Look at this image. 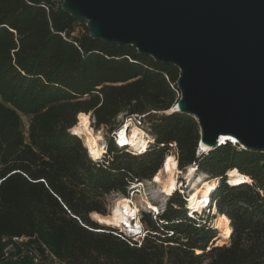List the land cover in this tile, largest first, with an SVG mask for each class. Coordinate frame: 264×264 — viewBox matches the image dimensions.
<instances>
[{
  "label": "trees",
  "instance_id": "obj_1",
  "mask_svg": "<svg viewBox=\"0 0 264 264\" xmlns=\"http://www.w3.org/2000/svg\"><path fill=\"white\" fill-rule=\"evenodd\" d=\"M60 3L0 0V264H33L3 259L20 237L66 264H264V153L226 143L196 156L195 119L167 113L179 100L178 69L91 39ZM80 113L109 131L118 116L144 115L154 145L131 155L107 140L96 163L70 131ZM172 143L180 170L196 164L220 179L212 199L230 220L227 244L212 243L213 217H187L179 194L159 217L142 215L139 245L90 219L106 215L107 195L158 173ZM230 171L251 182L229 186Z\"/></svg>",
  "mask_w": 264,
  "mask_h": 264
},
{
  "label": "water",
  "instance_id": "obj_2",
  "mask_svg": "<svg viewBox=\"0 0 264 264\" xmlns=\"http://www.w3.org/2000/svg\"><path fill=\"white\" fill-rule=\"evenodd\" d=\"M60 7L91 39L178 69L173 113L197 122V149L230 138L264 153V0H61Z\"/></svg>",
  "mask_w": 264,
  "mask_h": 264
},
{
  "label": "bare ground",
  "instance_id": "obj_3",
  "mask_svg": "<svg viewBox=\"0 0 264 264\" xmlns=\"http://www.w3.org/2000/svg\"><path fill=\"white\" fill-rule=\"evenodd\" d=\"M177 111L176 107L173 106L167 113L170 114ZM81 117H85L86 119L82 121ZM89 117L90 116L87 114L80 113L77 117V124L73 127L75 132L72 133L78 135L82 139L84 147L89 150L95 160H98L103 154L105 141L100 131L92 129ZM121 132L124 134L123 140L121 141L124 145H129L132 149H139L141 151L146 148L147 136H145L144 131L139 127L132 125L130 126V131L123 129ZM134 132L135 139H133ZM226 140H230L232 144L236 143L235 140L230 138H220V146L226 143ZM209 150H211V148L204 145H200L198 148L199 153ZM231 173L235 174L231 175ZM152 178L153 180L151 179V183L155 187L150 190L151 198L147 190L143 189L144 185L141 184L140 186L134 184L132 189H138L136 190V192H138L136 197L137 203L133 199L125 196L119 197L109 208L108 214L104 216H92L91 219L99 225L119 227L125 229L126 232L131 235H136L139 233L140 226L138 223H136L135 226L130 224V217L135 215L139 204L144 205L147 209L158 210L159 207L155 202L161 200V202L164 203L168 194L173 195L178 187L181 188L184 185L185 189H189L187 193L189 208L193 211H201L203 207H206L205 205L209 196L212 191L216 189L218 182L216 179L196 174L195 169L191 166L187 167L184 171H176V164L170 158L167 159L165 165ZM180 179L183 180L182 184H179ZM226 179L228 180V185L232 187L251 182L249 177L237 171L227 172ZM234 181L239 182L234 183ZM132 197H134V194ZM213 215L212 225L218 233L215 245H223L229 241L231 234L230 220L223 214L213 212ZM223 220L227 221L226 225L222 222ZM196 253H200V251Z\"/></svg>",
  "mask_w": 264,
  "mask_h": 264
},
{
  "label": "built area",
  "instance_id": "obj_4",
  "mask_svg": "<svg viewBox=\"0 0 264 264\" xmlns=\"http://www.w3.org/2000/svg\"><path fill=\"white\" fill-rule=\"evenodd\" d=\"M122 116L124 117L123 123L120 124L119 127L115 126L112 130H110V133H109V136H108V140L112 141L117 148L121 149L122 151H124V152H126L128 154L141 155V154L146 153L154 145L155 138L149 132V128L146 125H144L143 123L140 122V118H143L144 115H142V116H137V115L130 116V117H134V119L132 120V123H130V124L127 123V120L130 117L121 115V117ZM92 121L94 122L93 119H92ZM132 125L137 126V127L139 126L140 129H142L144 131L145 136H147L146 137V148H144V150H142V151L139 150V149H132L131 146H129V145L127 146V145H124L123 143H121V138L119 136V133L123 129H125L127 131H130V126H132ZM232 146H234L238 150H240L239 147H237L235 145H232ZM218 147H220V145H218ZM106 148H107V142H105V145L103 147V154L101 155V158H99L98 160H95L92 157V155H91V153L89 152L88 149H86V151H87L88 155L91 157V159L94 162L101 163L102 162V158L104 157V155L106 153ZM204 153H207V152H204ZM202 154H203V152L199 153V151L197 149L196 156L200 157ZM168 158L172 159L175 162L176 171L180 170V168L178 166V152H177V147H176L175 143L169 144L168 151H167V153L164 154L158 171L165 165V162L167 161ZM190 166L195 169L196 173L199 172L198 166L196 164H192ZM226 175H227V172L225 173V182L227 184H229L228 180L226 179ZM152 177L150 179H147V181L143 180L141 182L140 180H135L134 182H130L128 184V185H130L129 186V190H131V192H130L131 194L130 195L138 193V192H136V190H138V189H132L134 184H137V185L141 186V184L144 185V182H147L148 184L153 185L151 183L152 182L151 179L153 180ZM207 177H208V175H207ZM213 179H216L218 181L217 182V186H218V183H219L220 179L219 178H213ZM182 183H183V180L180 179V183L179 184H182ZM187 191H188V189H185L184 185H183L181 188L178 187L177 190L175 191V193L173 194V195H175V194L179 193V195L181 196L182 200L184 201V209H185L187 217H189L191 219H195V220H198V219L204 218V217L206 218L207 215H209L211 217H214L213 212L217 213V209H216L215 203H214V201L212 199L213 191L210 194L209 199H208V201H207V203L205 205L206 207H203L201 209V211H193L192 209L189 208L188 203H187L188 202V200H187V198H188L187 197V193L188 192ZM129 196H128V198H129ZM130 199H132V198H130ZM155 204L159 207L158 210L147 209L144 205H141L143 207L140 209V206H138L135 215L130 217V224L135 226V224L138 223L139 226H140L138 234L131 235V234L127 233L125 229L120 230L119 227H113V230L118 235H121L122 237H125V238H129L132 242H135V243H137L139 245L141 243V241L144 239V237L146 236V233H147V229L145 228V226H144V224L142 222V215L143 214H147L151 218L155 219V218L159 217L160 215H162L163 212L165 211L166 207L163 210L160 209L161 202L158 201V202H155ZM132 206H133V204H132ZM209 225H210V227H213L211 222L209 223ZM31 241H33V238H29V237L13 238V242L16 243L19 246L18 250H15L11 254L10 251H11L12 247L9 246L4 251L3 259L17 262V261L27 257V258H29L31 260V262L33 264H41L43 259L46 260L47 264H66L63 261H61L60 259L56 258L49 251V249L46 246H44L42 244H35V243L31 242Z\"/></svg>",
  "mask_w": 264,
  "mask_h": 264
},
{
  "label": "rangeland",
  "instance_id": "obj_5",
  "mask_svg": "<svg viewBox=\"0 0 264 264\" xmlns=\"http://www.w3.org/2000/svg\"><path fill=\"white\" fill-rule=\"evenodd\" d=\"M61 1V0H60ZM81 24H83V23H81ZM79 27V30H76V32H75V35H77L78 34V32L80 31V29L82 28V26L81 25H79L78 26ZM89 121H90V125H91V127H92V123H93V121H92V119H91V117H89ZM123 121H124V117L122 118L121 116H118L117 118H116V120H115V124H114V126H116V127H119V125L120 124H122L123 123ZM24 124H26V122L24 121ZM139 127V126H138ZM140 128V127H139ZM92 129L93 130H95L93 127H92ZM95 131H100L101 133H102V135H103V138H104V140H105V142H107V140H108V136H109V133H110V131L108 130V128H105V127H100L98 130H95ZM80 138V137H79ZM81 139V138H80ZM81 141H82V139H81ZM83 142V141H82ZM181 171H184V170H181ZM196 174H198V175H204V176H206L207 177V174H205V173H203V172H201V171H199V172H197ZM209 177V176H208ZM209 178H211V177H209ZM213 178V177H212ZM143 180H145V181H147V179H143ZM143 180H140L141 182L143 181ZM219 184V183H218ZM186 185V184H185ZM129 186L130 185H128L127 187H126V194L125 195H123L122 193H111V194H109V195H107L106 196V198H105V210H106V214H108V212H109V208L112 206V204H113V202L117 199V198H119V197H123V196H127V198H128V196L131 194L130 192H131V190H129ZM155 186L154 185H151V184H148L147 182H144V188L143 189H146L147 190V193H149V197L151 198V194H150V190L152 189V188H154ZM189 190V189H188ZM188 192V191H187ZM138 194V193H137ZM137 194H134V197H132V195H130L129 196V198H132L134 201H136L137 199H136V197H137ZM179 194V193H178ZM172 194H168L167 195V198H166V200L164 201V203H162L161 202V200L159 201V202H161V205H160V209L161 210H163L165 207H166V205H167V203H168V199H169V197L171 196ZM136 203H137V201H136ZM139 206H140V209L143 207V206H141L140 204H139ZM166 209V208H165ZM214 218V217H213ZM213 218L211 219V223H212V221H213ZM91 219V218H90ZM97 224V223H96ZM97 225H99V224H97ZM100 226V225H99ZM103 226V225H102ZM105 227H107V228H111V229H113L112 227H110V226H105ZM120 230H122L121 228H120ZM228 242H226L225 244H227Z\"/></svg>",
  "mask_w": 264,
  "mask_h": 264
},
{
  "label": "clouds",
  "instance_id": "obj_6",
  "mask_svg": "<svg viewBox=\"0 0 264 264\" xmlns=\"http://www.w3.org/2000/svg\"><path fill=\"white\" fill-rule=\"evenodd\" d=\"M122 118H123V116H122ZM133 119H134V117H130V118L127 120V123H129V124L132 123V120H133ZM81 120H82V121L84 120L83 117H81ZM70 131L74 133V132H75V129H74V128H73V129H70ZM123 135H124L123 132H120V133H119V136H120V138H121V141L123 140ZM133 139H135V132H134V135H133ZM222 222H223L225 225L227 224V221H226V220H223Z\"/></svg>",
  "mask_w": 264,
  "mask_h": 264
},
{
  "label": "snow or ice",
  "instance_id": "obj_7",
  "mask_svg": "<svg viewBox=\"0 0 264 264\" xmlns=\"http://www.w3.org/2000/svg\"><path fill=\"white\" fill-rule=\"evenodd\" d=\"M83 119H86L85 117H83ZM235 173H231V175H234ZM239 181H234V183H238Z\"/></svg>",
  "mask_w": 264,
  "mask_h": 264
}]
</instances>
